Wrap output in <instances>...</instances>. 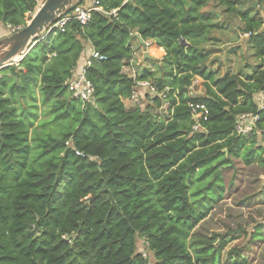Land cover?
Listing matches in <instances>:
<instances>
[{"label": "trees", "instance_id": "1", "mask_svg": "<svg viewBox=\"0 0 264 264\" xmlns=\"http://www.w3.org/2000/svg\"><path fill=\"white\" fill-rule=\"evenodd\" d=\"M212 1L237 12L236 0H102L109 14L41 36L0 70V264H248L238 249L223 261L227 241L191 236L230 194L223 173L234 159L264 171V16L239 15L261 64L216 78L204 48L211 18L201 13ZM38 7L0 0V25L26 27ZM137 35L163 50L162 77L123 72ZM87 45L104 59L86 69L94 101L83 105L67 82ZM196 78L205 94L192 98ZM137 81L166 95L171 117L159 97L146 96L145 110L125 105ZM190 103L209 111L201 132ZM245 114L259 117L248 136L235 132Z\"/></svg>", "mask_w": 264, "mask_h": 264}, {"label": "rangeland", "instance_id": "2", "mask_svg": "<svg viewBox=\"0 0 264 264\" xmlns=\"http://www.w3.org/2000/svg\"><path fill=\"white\" fill-rule=\"evenodd\" d=\"M78 2L80 1L75 0L73 4ZM236 2L237 12L234 14L228 13L226 8L215 1L210 2L201 10V13L211 18L212 27L207 33L208 38L205 40L204 48L210 53L209 65L216 78L233 74L245 77L251 75L254 69L261 64L260 60L254 56L249 44V36L242 32L244 23L239 15L251 9L254 11L252 16H255L256 12L264 16V2L259 0H236ZM34 15L35 13L27 15V23ZM137 41L132 40L135 54L124 67L123 72L135 78L137 74L147 69L156 72L158 78L162 77L163 73L156 58L160 56L161 50L153 46L151 41H148L151 46L147 47ZM8 49H5L4 54ZM146 52L154 59H145ZM13 63L14 61L9 64ZM203 82L201 78L194 80L193 86L189 89L190 97L195 98L205 94ZM38 95L39 93L37 94L38 113L40 119H44V114L49 111V108L42 105ZM149 101L151 100L142 98L140 103L136 104L126 99L125 105L129 109L139 107L145 110ZM160 113L167 118L170 117L167 116L170 114L167 106ZM37 124L38 122L36 126ZM54 134H58V130H55ZM258 138L260 145L263 146L261 133ZM234 162V165L223 173L225 184L227 186L233 184L230 194L224 201L213 207L210 214L195 227L191 236L213 240L216 248L223 241H227L221 254L223 261L229 256V252L238 249L248 259V264H264V171L257 164L247 165L241 159H234ZM138 251H145V239L142 237L138 239ZM148 255L153 262L152 254L148 253Z\"/></svg>", "mask_w": 264, "mask_h": 264}, {"label": "built area", "instance_id": "3", "mask_svg": "<svg viewBox=\"0 0 264 264\" xmlns=\"http://www.w3.org/2000/svg\"><path fill=\"white\" fill-rule=\"evenodd\" d=\"M34 1L39 6L38 10L45 3V0H34ZM101 2L102 0H83L82 2L80 1L76 3L75 5L73 4L71 6H68L62 12V14H60L56 18V20L48 26L47 30H45V32L42 34V39L47 34L56 33V32H65L68 26L73 22H77L82 26L88 25L91 22L93 12L95 11L109 14L108 12L104 11L101 5ZM23 28L24 27L22 26L20 27L7 26V27H4L3 29L0 28V42L4 40L5 38H8L18 33ZM145 44L146 46H151L149 42H146ZM30 48L27 49L26 51L30 50ZM23 55L24 54L20 56L19 60L23 58ZM93 59L103 60L104 58L99 53L93 51V53L87 60L85 66L81 70L75 72L72 78L69 79V81L67 82L69 91L73 94V96L77 100L82 102L83 105L94 101V98H93L94 87L92 83L86 78V74H85L86 69L92 65ZM146 96H150V99L159 97L165 100V103L162 109L160 110V112L164 111L166 106H167V110H170V105L169 103L166 102V98H167L166 95L163 93H160L152 82L137 81L135 90L132 94V97L129 100L136 104H139L142 98H145ZM261 106H264V94L261 98ZM190 108L193 112V120H194V124L192 126L193 132L203 131L204 127L202 125V121H207L208 114H209L208 109L204 105H197L193 103H190ZM172 114L173 113L171 111L170 114H167V116L171 117ZM239 118L237 121L235 132L243 136H246L247 134H249L250 131L252 132L254 129V125L259 120L258 116L248 115V114L242 115Z\"/></svg>", "mask_w": 264, "mask_h": 264}, {"label": "water", "instance_id": "4", "mask_svg": "<svg viewBox=\"0 0 264 264\" xmlns=\"http://www.w3.org/2000/svg\"><path fill=\"white\" fill-rule=\"evenodd\" d=\"M73 3H75V0H46L26 27L0 42V69L7 67V64L12 61H18L14 59L17 56H22L31 46H35L48 26ZM137 39L141 44H144L140 35H137ZM182 41L185 43L184 39ZM6 48L9 49L4 54ZM145 59L153 60L154 58L146 52Z\"/></svg>", "mask_w": 264, "mask_h": 264}, {"label": "crops", "instance_id": "5", "mask_svg": "<svg viewBox=\"0 0 264 264\" xmlns=\"http://www.w3.org/2000/svg\"><path fill=\"white\" fill-rule=\"evenodd\" d=\"M79 1H80V0H79ZM0 28L3 29L4 26H1V25H0ZM137 42H139V41H137ZM139 43H140V42H139ZM151 43H153V42H151ZM157 51H158V50H157ZM92 53H93V49H92V47L89 46V45H87V49H86L85 53L83 54V56H82V58H81V60H80V62H79V67H78V69H76L75 72L81 70V69L85 66L87 60L89 59V57L91 56ZM160 53H161L160 56H159V57H156L157 59H161V58L163 57V55H164L163 50H161Z\"/></svg>", "mask_w": 264, "mask_h": 264}, {"label": "bare ground", "instance_id": "6", "mask_svg": "<svg viewBox=\"0 0 264 264\" xmlns=\"http://www.w3.org/2000/svg\"><path fill=\"white\" fill-rule=\"evenodd\" d=\"M19 58H20V57H19V56H17V57H16L14 60H19Z\"/></svg>", "mask_w": 264, "mask_h": 264}]
</instances>
